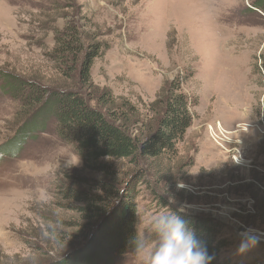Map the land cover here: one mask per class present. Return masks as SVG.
<instances>
[{"label":"rangeland","instance_id":"obj_1","mask_svg":"<svg viewBox=\"0 0 264 264\" xmlns=\"http://www.w3.org/2000/svg\"><path fill=\"white\" fill-rule=\"evenodd\" d=\"M256 1L0 0V264L75 257L74 264H103L93 237L109 218L116 223L132 209L135 233L172 209L219 223L221 257L230 264H264V11ZM66 26L83 45L73 66L88 44L101 46L85 95L108 92V114L138 144L154 131L159 101L178 81L192 122L174 155L104 158L99 172L59 139L54 120L20 138L27 125L39 123L41 105L25 106L17 91L79 89L77 77L64 76L51 57ZM217 121L241 141L238 164L207 134ZM240 124L247 131L234 133ZM102 182L118 195L107 199ZM67 188L98 197L95 208L105 214L86 219L80 211L86 205L66 195ZM245 232L259 239L240 251ZM108 264L138 259L131 251Z\"/></svg>","mask_w":264,"mask_h":264},{"label":"trees","instance_id":"obj_2","mask_svg":"<svg viewBox=\"0 0 264 264\" xmlns=\"http://www.w3.org/2000/svg\"><path fill=\"white\" fill-rule=\"evenodd\" d=\"M258 2L260 4H258ZM257 9L264 11V0L254 2ZM100 44H88L85 55L79 65L73 66L83 53V45L77 32L65 27L64 31L56 36L52 59L61 64L60 69L66 77L73 74L77 77L78 91L72 89H60L54 92H45L39 86H33L29 94L18 92L25 106L41 105L40 115L36 119L39 123H31L25 127L26 131L20 135L22 140L31 137L39 130L43 131L45 123L54 120L57 136L61 141L75 147L77 155L92 171H104L103 165H99L101 159L128 160L135 156L156 158L164 154L174 155L176 144L183 138L185 131L190 127L192 116L188 108V98L182 93L178 81L173 80L165 90L163 100L159 101L161 114L158 117L154 131L141 144L131 136L128 129L117 123L106 110L112 97L108 92H92L85 95V88L90 85V69L93 60L99 56ZM71 62V65L69 64ZM262 69L264 72V58ZM74 76V77H75ZM75 77V78H76ZM14 82V81H12ZM11 82V83H12ZM17 87L16 82L12 85ZM12 91L11 87H7ZM94 102L96 108L90 107ZM39 118V119H38ZM264 122V117H263ZM21 140V141H22ZM102 182V193L109 199L116 197L118 193L110 183ZM74 189L67 188L65 194L73 195L76 202L84 203L81 215L86 219H93L99 214H105L104 209L99 211L94 203L98 197L87 196ZM99 199V198H98ZM101 199V198H100ZM101 201V200H100ZM105 201V200H104ZM103 211L104 213H102ZM190 226L193 227L196 237L207 246L208 252L214 257L211 264H230L228 259L221 257V250L226 243L217 236L221 225L212 220L200 219L191 215L179 213ZM94 215V216H93ZM118 217V216H117ZM105 223L93 237L98 244L99 254L95 255L101 263L108 264L115 257H122L132 251L131 240L136 234V217L132 211L128 217L118 220L112 219ZM90 256V255H89ZM93 258V256H90ZM78 257L63 264H74ZM94 259V258H93Z\"/></svg>","mask_w":264,"mask_h":264},{"label":"clouds","instance_id":"obj_3","mask_svg":"<svg viewBox=\"0 0 264 264\" xmlns=\"http://www.w3.org/2000/svg\"><path fill=\"white\" fill-rule=\"evenodd\" d=\"M241 235L240 251L259 239L252 232ZM130 243L138 264H211L214 259L193 227L172 209L149 217L144 231L137 230Z\"/></svg>","mask_w":264,"mask_h":264},{"label":"built area","instance_id":"obj_4","mask_svg":"<svg viewBox=\"0 0 264 264\" xmlns=\"http://www.w3.org/2000/svg\"><path fill=\"white\" fill-rule=\"evenodd\" d=\"M263 122V120H262ZM264 123V122H263ZM264 125V124H263ZM207 134L210 138V140L216 144L219 148H221L223 151H226L227 153H233L232 159L237 163L239 160L237 159L239 156V152L237 151L236 147L241 144V141L239 140H233L229 138V136L232 134V132L226 131L223 126L220 124V122H215L213 125H207L206 126ZM242 131H247L244 125L240 124L236 126V129L233 131L234 133H239ZM230 142H234V147L232 149H229L227 145ZM238 164V163H237Z\"/></svg>","mask_w":264,"mask_h":264}]
</instances>
